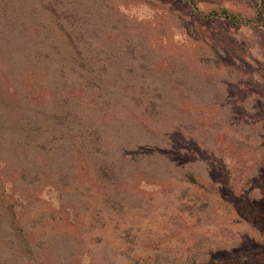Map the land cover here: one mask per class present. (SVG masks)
<instances>
[{"label":"rangeland","instance_id":"rangeland-1","mask_svg":"<svg viewBox=\"0 0 264 264\" xmlns=\"http://www.w3.org/2000/svg\"><path fill=\"white\" fill-rule=\"evenodd\" d=\"M258 11L0 0V264H264Z\"/></svg>","mask_w":264,"mask_h":264},{"label":"trees","instance_id":"trees-1","mask_svg":"<svg viewBox=\"0 0 264 264\" xmlns=\"http://www.w3.org/2000/svg\"><path fill=\"white\" fill-rule=\"evenodd\" d=\"M223 14H224L225 18H227V19H233V18H235V14L230 13V12H227V10H224L223 11ZM249 19L250 20L252 19V22H256L255 24H259V25L264 26V16H263V14H262L261 11H260V13L258 11L255 14V16H253L252 18H249Z\"/></svg>","mask_w":264,"mask_h":264}]
</instances>
